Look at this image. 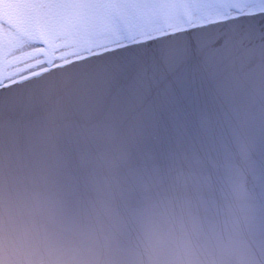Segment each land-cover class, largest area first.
Masks as SVG:
<instances>
[{
	"label": "water",
	"instance_id": "water-1",
	"mask_svg": "<svg viewBox=\"0 0 264 264\" xmlns=\"http://www.w3.org/2000/svg\"><path fill=\"white\" fill-rule=\"evenodd\" d=\"M94 60L140 84L80 90L86 121L0 88V264H264V12L53 69Z\"/></svg>",
	"mask_w": 264,
	"mask_h": 264
},
{
	"label": "rangeland",
	"instance_id": "rangeland-1",
	"mask_svg": "<svg viewBox=\"0 0 264 264\" xmlns=\"http://www.w3.org/2000/svg\"><path fill=\"white\" fill-rule=\"evenodd\" d=\"M260 6L264 0H0V78L39 65L37 60L11 67L4 63L9 51L28 49L33 42L58 50L56 57L63 58L216 13Z\"/></svg>",
	"mask_w": 264,
	"mask_h": 264
},
{
	"label": "bare ground",
	"instance_id": "bare-ground-1",
	"mask_svg": "<svg viewBox=\"0 0 264 264\" xmlns=\"http://www.w3.org/2000/svg\"><path fill=\"white\" fill-rule=\"evenodd\" d=\"M219 16V15H223V14H218V13H216V14H214L213 16ZM212 16V17H213ZM32 48H34V49H29V50H36V49H38L37 50V53H36V55L30 60V61H32V60H50V61H56L57 59H59L58 57H56V55H55V53L54 52H52V51H50L49 49H47V50H43L41 47H40V45L38 46V48L36 47V46H32ZM67 49V48H66ZM65 50V49H64ZM22 51V48H18V49H13V50H11V51H9L8 52V54H7V56L9 57V56H11V55H13V54H16V53H19V52H21ZM8 57H6L5 59H7ZM29 62V61H28ZM27 63V62H26ZM25 64V63H24ZM17 75V74H16ZM1 80V79H0Z\"/></svg>",
	"mask_w": 264,
	"mask_h": 264
}]
</instances>
